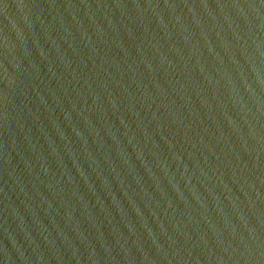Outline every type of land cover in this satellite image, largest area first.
<instances>
[{"label":"water","instance_id":"obj_1","mask_svg":"<svg viewBox=\"0 0 264 264\" xmlns=\"http://www.w3.org/2000/svg\"><path fill=\"white\" fill-rule=\"evenodd\" d=\"M0 264H264V0H0Z\"/></svg>","mask_w":264,"mask_h":264}]
</instances>
